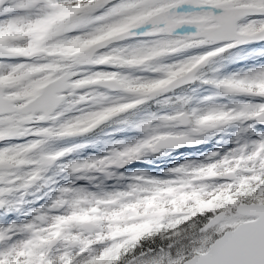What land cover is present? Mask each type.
<instances>
[{
	"label": "snow or ice",
	"instance_id": "1",
	"mask_svg": "<svg viewBox=\"0 0 264 264\" xmlns=\"http://www.w3.org/2000/svg\"><path fill=\"white\" fill-rule=\"evenodd\" d=\"M107 5L111 6L103 14L92 15ZM250 13L264 15V0H234L233 7L214 4L213 0H119L115 4L112 0H0V35L7 37L0 39V141L38 137L23 145L0 149V208L15 206L16 202L8 199L14 193L21 194L22 202L30 188L37 184L46 186L45 173L49 167L74 150L44 152L43 145L48 140L88 133L152 97L196 80V73L227 50L250 40L264 41V21L238 23ZM201 20L216 27L205 32ZM145 25L152 26L145 33L154 37L151 44L131 50L109 49L111 44ZM183 25H194L197 31L177 36L175 30ZM40 26L49 28V38L37 48L32 43L36 35L33 30ZM85 28L88 30L67 36L73 30ZM197 41L199 43H195ZM217 42L226 43L179 63H157L167 55ZM78 44L93 46L90 61L49 75L52 66L58 63L49 53ZM103 49L109 50L101 51ZM12 59L19 62L9 63ZM94 66L118 69L149 66L148 70L162 75L145 80L131 78L119 71L90 72L88 69ZM203 82L215 85L222 94H247L259 97L261 102L245 103L232 109L213 106L205 112L191 109L153 117L138 125L145 130L151 129V134L134 146L114 150L101 159L74 162L65 165L64 169L74 174L95 170L111 175L110 167H121L145 152L155 153L163 147H176L181 143L203 142L193 138L192 134L237 121L264 124V66L244 76ZM229 84L239 87L229 88ZM101 85L131 98L121 97L111 106H102L99 110L55 124L82 102L103 105L108 99L103 93L80 94L75 98L77 90ZM70 97H73L71 102ZM183 103L186 105L188 101L184 99ZM214 116L224 119L218 124H207L206 121ZM46 122L53 123L35 127ZM154 123L156 127H153ZM176 125L187 130H168ZM165 138H168L165 142H157ZM209 160L206 164L187 163L173 168L170 171L174 175L170 179L136 176L133 177L135 182L126 190L100 195L60 187L47 209H37L31 221L0 227V264H124L125 259L141 246L142 240L162 232L169 233L170 240L186 238L187 242L178 251L162 250L158 256L142 259L140 264H264V134L250 143H239L222 156L211 153ZM209 167L220 174L209 175L196 183L210 184L217 193L230 188L237 191L227 199L221 196L215 205L194 210L195 214L181 213L164 220V228L146 232L135 240L127 236L114 239L108 234L110 229L106 222L110 213L105 207L106 202H119L121 207L132 205L141 196L157 194L172 185L185 171ZM89 209H93L99 219L79 223L88 216ZM184 215L188 218L181 219ZM188 228L192 231L188 232ZM145 255L141 253V256Z\"/></svg>",
	"mask_w": 264,
	"mask_h": 264
},
{
	"label": "rangeland",
	"instance_id": "2",
	"mask_svg": "<svg viewBox=\"0 0 264 264\" xmlns=\"http://www.w3.org/2000/svg\"><path fill=\"white\" fill-rule=\"evenodd\" d=\"M118 2L119 0H112L113 4ZM213 2L214 4L225 7L234 5L233 0H213ZM110 6L111 5H107L96 10L92 15H101L107 11V8ZM258 21H264V15L244 17L238 23L243 25L249 22ZM200 23L204 26V30L213 26L207 25L203 20H201ZM151 27V25H145L133 30L131 35L111 44L109 49L123 48L131 50L140 45L151 44L154 37L145 35V33L151 30ZM87 30V28L73 30L69 32L67 36L73 37L81 31ZM196 31L197 29L194 25H183L175 30V34L177 36H184L191 35ZM35 33L36 35L32 42L36 44L37 48H39L47 42V39L49 38V28L47 26H40ZM9 35L11 34L9 33ZM2 37L4 39L7 38L6 36L0 35V39H2ZM195 43L199 42L197 41ZM224 43L205 44L192 49H187L175 54L167 55L157 63L165 65L179 63L193 56L206 54L210 50L223 46ZM92 47V45L78 44L72 47L53 49V51L49 54L62 59L61 62L58 61V63L54 65L55 67L58 66L57 71H60L73 66L76 63H88L91 59V55L94 54L92 52ZM109 49H103L101 51H108ZM227 55L230 62L222 65H220L215 59L213 61L212 58V60L207 64L210 67L207 74L199 72L198 82L188 87V91H182L180 93H166L161 96L158 95L152 97L146 101L149 102V106L151 103L153 105L158 104L162 106L161 109L158 110L155 107V109H153L155 111L144 110L141 108L143 106H138L133 110H129L126 113L115 116L117 118L119 116H125L126 118L127 116L130 117V124L126 123V120H120L117 121L119 126H115L116 122H112L111 124L110 121H107L104 125L105 131L100 132L101 135L100 133L95 134V130L98 128L95 127L90 132L85 134L48 140V142L43 145L44 152L52 153L67 148H73L74 150L49 167L45 173V178L48 180V184L46 186H41L40 184L33 186L26 194L23 195L22 202L20 193H14L12 196L8 197L10 201L16 203L14 207L6 205L4 208H0V227L8 226L13 222L17 225H21L31 221L36 214L37 209H47V206L58 194L57 190L60 187L83 189L86 192H92L98 195L106 192L126 190L130 183L135 182L133 177L146 176L161 180L170 179L174 175L170 171L173 168L187 163L206 164L210 162L209 157L211 153L217 152L222 156L228 153L229 150L235 148L239 143H250L251 141L257 140L260 137V134H264V124L253 121H237L229 125L206 130L202 133L192 134L193 138L202 140V143H181L174 150L164 148L160 149L156 154L148 151L142 154L139 158L132 159L128 163H125L121 166V169L112 166L108 169V172H111V175H108L107 172L101 173L95 170L74 174L70 170L64 169L65 165H70L74 162L101 159L109 156L114 150H123L124 148L134 146L137 142L151 134V129L145 130L142 127H138V125H142L144 122L152 120L153 117L158 118L162 115H171L182 110L197 109L201 112H205L213 106L232 109L245 103L255 104L261 102L259 97L247 94H222L221 89H218L215 85L206 84L203 81L209 79H222L234 75L244 76L249 71L264 66V41L241 44L238 47L229 49L216 56V58H219L220 56L226 57ZM17 62H19L18 59H12L9 61V63ZM148 67L149 66H145L144 68L133 67L118 69L110 66H94L90 67L88 70L90 72L119 71L123 75H127L131 78L138 77L145 80L159 78L162 75L148 70ZM52 74H54L53 70L49 73V75ZM202 74L204 77H201ZM198 86H200L199 89ZM228 87L236 88L239 87V85L229 84ZM93 92L103 93L108 97V99L103 103V105H97L91 101H85L77 104L71 111L60 117L55 124L58 125L59 123L73 119L79 115L99 110L102 106H111L112 104L119 102L121 97L128 99L131 98L128 94L121 91L109 92L97 87L88 86L84 89L77 90L75 98H78L80 94H91ZM209 97L212 99H208ZM72 99L73 97H70L69 102H71ZM184 99L188 101L186 105L183 103ZM62 108L63 106L61 109H58V111H61ZM117 118L115 120H117ZM223 119V116H214L209 121H206V123L209 125L218 124ZM52 123L53 122H49L46 125L36 124L35 127L51 126ZM156 123L162 122L157 121ZM156 123L153 124V127H156ZM168 130L179 132L186 131L187 128L176 125L174 127H170ZM88 134L94 137L97 135L98 137L91 139L90 144H88V141L82 138L83 135ZM37 138L38 137L35 136H27L24 138L6 139L4 141H0V149L8 146L23 145ZM215 158L218 159L219 157ZM105 166L107 167V165ZM218 174L220 173L215 168L211 167L204 169L193 168L191 171H185L181 177H178L177 181L168 187L162 188L159 193L141 196L139 200L132 205L121 207L119 202H106L105 207L110 213V218L106 222L107 227L110 229L108 234L115 239L117 237L126 236L125 233L137 230L139 227H142L144 223L151 225L156 223L163 224L162 221L173 216H177L180 213H185L183 212L184 207L177 206V204L183 202L180 198L185 195H191L193 192H196L199 196L205 198L213 196L211 194L216 190L210 184L196 182L203 181L209 175ZM140 187L144 186L141 185ZM148 187L152 186L149 185ZM235 190L237 189L230 188L226 191V193H232ZM190 203L191 201H189L187 205H192ZM88 211V216L79 220V223L89 221L88 219H90L89 222H94L99 219L93 209H89ZM111 213L115 214L113 215ZM116 231H119L121 234ZM17 238L19 239L22 237ZM141 253H146L147 255L141 256ZM159 254L161 253L149 251L140 252L130 257L127 260V263L124 264H128L129 261H131V264H140L142 259L158 256Z\"/></svg>",
	"mask_w": 264,
	"mask_h": 264
},
{
	"label": "trees",
	"instance_id": "3",
	"mask_svg": "<svg viewBox=\"0 0 264 264\" xmlns=\"http://www.w3.org/2000/svg\"><path fill=\"white\" fill-rule=\"evenodd\" d=\"M212 64H213V62H212ZM208 68H210V67H207V69H205L203 71V73H206V71H208ZM178 91L185 92V91H188V88L183 87V88L176 90L175 92H178ZM116 123L118 124V122H116ZM236 191L237 190H235L232 193H226V192L217 193L215 191L214 193L211 194L213 196H209L207 198L201 197L198 194L194 193L190 197H187V198L184 197L183 202L182 203L180 202V204H177V206L178 207H184L183 212H185V213L195 214L194 210H200V209H204V208H207L209 206L215 205L217 202L220 201L221 196H223L225 199H227L228 196L234 194ZM189 198L191 200L190 204H192V205H187ZM241 198L247 199V197H244V196H242ZM187 218H188L187 215L181 216V219H187ZM164 227H165L164 224L153 226L151 224L145 223L142 227H139L137 230H135L133 232L127 233V235L129 236V238L131 240H135L138 236H141L146 232H149V231H157L158 232L161 228H164ZM191 231H192V229L188 228V232H191ZM168 236H169V233L162 232L159 235H155V236L145 238L144 240H142L141 246L135 250V253L130 254L125 259L124 263H127V260L130 257H132L133 255L138 254L140 252L149 251V252H154V253H156V252L161 253L162 250H164V251L172 250L175 252V251H178L181 248V246L187 242L186 238L185 239L173 238L170 240L168 238ZM170 245H172L174 247H172L170 249V247H169Z\"/></svg>",
	"mask_w": 264,
	"mask_h": 264
},
{
	"label": "water",
	"instance_id": "4",
	"mask_svg": "<svg viewBox=\"0 0 264 264\" xmlns=\"http://www.w3.org/2000/svg\"><path fill=\"white\" fill-rule=\"evenodd\" d=\"M248 15H255V14L250 13V14H248ZM215 27H216V26H213V27H211V28H208L205 32L212 31ZM245 43H246V42H245ZM242 44H244V43H242ZM239 45H241V44H239ZM239 45H238V46H239ZM190 82H192V81H189V82H187V83L180 84L179 86L189 84ZM179 86H177V87H179ZM100 87L105 88V87L102 86V85H101ZM175 88H176V87H175ZM112 91H116V90H112ZM167 139H168V138H165L164 140H159V141H157V142H158V143H162V142H165ZM170 148H174V147H170Z\"/></svg>",
	"mask_w": 264,
	"mask_h": 264
}]
</instances>
